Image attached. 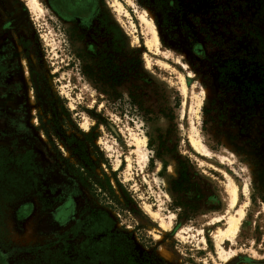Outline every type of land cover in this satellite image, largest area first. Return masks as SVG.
<instances>
[{
  "label": "rangeland",
  "instance_id": "374dc122",
  "mask_svg": "<svg viewBox=\"0 0 264 264\" xmlns=\"http://www.w3.org/2000/svg\"><path fill=\"white\" fill-rule=\"evenodd\" d=\"M39 1L41 11L0 0L9 264H264V0H181L179 44L157 0L156 11L150 0H103L127 40V77L108 84L84 72L79 44ZM69 197L78 233H40L47 208ZM240 209L222 256L214 233Z\"/></svg>",
  "mask_w": 264,
  "mask_h": 264
},
{
  "label": "flooded vegetation",
  "instance_id": "af4514ba",
  "mask_svg": "<svg viewBox=\"0 0 264 264\" xmlns=\"http://www.w3.org/2000/svg\"><path fill=\"white\" fill-rule=\"evenodd\" d=\"M156 11V0H150ZM159 2L160 21L167 38L172 43L179 44L182 40L178 34V23L175 22L177 11H182L181 0H157ZM45 4L56 14L69 38L79 44L78 60L87 69L84 72L90 77L111 83L112 81L127 77L128 60L127 40L122 28L112 18L103 0H44ZM28 14V9L22 7L17 17L8 22L13 26ZM183 16V12H181ZM176 29V30H175ZM174 30V32H173ZM179 35V36H178ZM206 34L205 38L208 39ZM192 50L206 56V46L194 36ZM212 41H218L217 37ZM72 40V41H73ZM124 52V53H123ZM124 56H123V55ZM29 153V152H28ZM28 204H23L18 213L25 212ZM39 219L37 229L42 234L78 233L80 219L76 213V204L73 198H67L60 203L52 204ZM107 216L113 224V218L107 212H100ZM7 250L0 245V264H9L5 256Z\"/></svg>",
  "mask_w": 264,
  "mask_h": 264
},
{
  "label": "bare ground",
  "instance_id": "6f19581e",
  "mask_svg": "<svg viewBox=\"0 0 264 264\" xmlns=\"http://www.w3.org/2000/svg\"><path fill=\"white\" fill-rule=\"evenodd\" d=\"M32 4L36 8H38L40 11L43 9L42 8V5H41V3H40L39 0H32ZM152 38L154 40L153 42H156L157 37H156L155 31L153 32V37ZM191 140H192V143L194 145L198 146L201 149H204L203 146L201 145L200 141L197 138H195L194 136H191ZM136 141H137L138 144L141 142L138 138H136ZM237 198H238V188H237V186H234L231 189V202H230V206L231 207H233L235 205V203L237 201ZM229 211H230V208H229L228 212ZM243 214H244V210L243 209H240L238 211V215H234L233 213H229V216L227 217V229L226 230L219 229L217 232L214 233V238H215V241H216V246L218 247V250H219V252H220V254L222 256H223L224 249H223V247L221 245V242H222V240L224 238H227V237L232 238L236 234V232L239 229L240 222H241V218H242ZM227 255H228V253H227ZM227 255L224 256L225 259L231 258V253H230V255H228V256Z\"/></svg>",
  "mask_w": 264,
  "mask_h": 264
},
{
  "label": "water",
  "instance_id": "95a60500",
  "mask_svg": "<svg viewBox=\"0 0 264 264\" xmlns=\"http://www.w3.org/2000/svg\"><path fill=\"white\" fill-rule=\"evenodd\" d=\"M229 264H234V262H230Z\"/></svg>",
  "mask_w": 264,
  "mask_h": 264
}]
</instances>
